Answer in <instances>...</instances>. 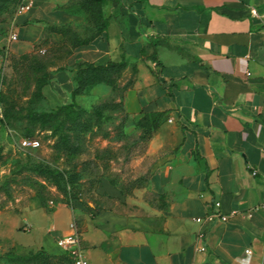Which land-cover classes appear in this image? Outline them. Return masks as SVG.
<instances>
[{
  "label": "crops",
  "instance_id": "obj_1",
  "mask_svg": "<svg viewBox=\"0 0 264 264\" xmlns=\"http://www.w3.org/2000/svg\"><path fill=\"white\" fill-rule=\"evenodd\" d=\"M30 1L27 13H0V50L46 58L55 102L66 104L78 63L124 60L123 75L137 68L124 101L129 120L155 112L166 119L149 143L155 160L144 187L126 193L106 180L96 191L100 204L28 207L19 226L34 232L30 243H19L16 230L0 231V240L16 255L42 251L70 264L57 240L74 222L88 264H242L247 249L249 264H264V0L108 1V28L74 49L55 30L90 36L77 0ZM11 31L17 40L8 44ZM155 40L165 41L157 47L159 77L141 60L142 48ZM100 88L106 86L75 103L94 99ZM215 212L227 219L207 221ZM198 233L206 252L198 249Z\"/></svg>",
  "mask_w": 264,
  "mask_h": 264
},
{
  "label": "rangeland",
  "instance_id": "obj_2",
  "mask_svg": "<svg viewBox=\"0 0 264 264\" xmlns=\"http://www.w3.org/2000/svg\"><path fill=\"white\" fill-rule=\"evenodd\" d=\"M38 58L47 62L41 55ZM32 60L13 58L5 49L0 50V94L15 105L19 114L18 119L12 122V127L4 125L3 106L0 103V231L8 234L16 230V240L23 245L30 243L34 232H25L19 226L27 223L25 217L21 216L22 212L35 205L41 207L42 202L47 208L52 203L64 202V196L51 181L32 171L35 166L47 165L65 171L67 176L73 175L75 184L72 192L79 197L78 201L73 202L87 204L96 199L100 204L96 191L102 183L107 180L117 189L129 193L136 180L150 174L151 164L155 160L147 155L153 137L149 141L140 139L141 129L137 127V122L148 113L139 119L129 120L126 112L127 120L122 126V114L119 111L104 113L100 127L87 134L84 151L80 155L69 160L56 154L51 133L30 126L25 119L29 111L50 112L60 104L53 99L56 84H50L51 80L46 98L34 97L37 78L44 74L33 72ZM128 76L122 75L119 84H123ZM95 98L91 100L88 97V101L82 99L81 107L90 111L106 100L118 102L119 94L106 87L98 89ZM70 102L69 96L66 104ZM27 131L31 137H27ZM23 140L29 141L30 146L22 147ZM16 220L18 226L15 227ZM8 253L21 252H16L0 240V264H10L6 260Z\"/></svg>",
  "mask_w": 264,
  "mask_h": 264
},
{
  "label": "trees",
  "instance_id": "obj_3",
  "mask_svg": "<svg viewBox=\"0 0 264 264\" xmlns=\"http://www.w3.org/2000/svg\"><path fill=\"white\" fill-rule=\"evenodd\" d=\"M108 1L116 0H77L76 5L88 15L89 24L92 31L89 37L84 39L74 38L70 27L56 29L64 37L63 43H67L70 49L80 46H86L96 37L100 36L109 26L110 18L105 17L103 10ZM22 0H0V13L14 12L20 5ZM164 40H155L146 44L141 50V60L150 61L154 64L157 71H152L155 77H159L163 72V66L158 60L157 47L163 45ZM70 49L66 51L70 53ZM37 53L22 56L19 59L27 60L33 58L32 70L34 73H43V76L37 78L34 97L36 99H44L43 89L49 85V62L39 60ZM128 68V64L122 60L118 63L110 62L106 66H94L88 63H78L73 71V90L70 94L71 102L66 105H59L50 112L38 113L29 111L25 115L30 126H36L41 131L51 133L54 139L53 149L56 154L71 160L80 155L84 151L87 134L92 133L94 128H99L102 117L107 111H119L122 114L120 125H124L127 120L126 109L124 105L126 93L133 88L137 75L135 65L130 67V75L128 79L119 84L123 72ZM47 71V72H46ZM109 87L112 92L119 94V101L114 99L106 100L90 111L77 105L75 98L87 95L97 86ZM0 103L3 106L2 121L4 125L12 127V122L18 119V112L15 105L8 102L4 96L0 94ZM166 116L163 112H155L145 114L138 122L137 127L141 129L140 139L149 141L159 130ZM27 137H31V133L27 131ZM32 171L39 177L51 181L57 190L64 196L65 205H71L74 200L78 201L79 197L72 192L75 184L74 176H67L65 171H61L47 165L35 166ZM149 176L139 178L133 183V189L144 187L148 182ZM111 185L117 188L112 182ZM119 189V188H118ZM122 192V189H119ZM41 207L47 209L45 203H41ZM68 263L73 264L70 258L66 256ZM6 260L10 264H56L55 258L47 255L42 251L36 253H28L27 255H16L8 253Z\"/></svg>",
  "mask_w": 264,
  "mask_h": 264
},
{
  "label": "built area",
  "instance_id": "obj_4",
  "mask_svg": "<svg viewBox=\"0 0 264 264\" xmlns=\"http://www.w3.org/2000/svg\"><path fill=\"white\" fill-rule=\"evenodd\" d=\"M32 2L30 0H22V2L20 3V5L17 7L15 13L16 15L19 14H24L29 12L32 9ZM253 16H257L255 11H252ZM17 40V34L14 33L13 31L9 32V36L7 39V43H11L13 41ZM249 75V74H247ZM22 147H28L30 146V142L27 140H23L22 141ZM253 176H255V173H253ZM216 207H219L218 204H216ZM236 212H233V214ZM245 215L247 216H251L252 212H246ZM227 217L223 216L217 212H215L214 214L208 215L206 217V220L209 222H213L215 220H220V221H224L226 220ZM197 223L201 222L200 219H196L195 220ZM69 234L60 238L59 240H57V246L63 250L64 254L70 258V260L72 261L73 264H88L87 258L85 256L84 250L82 249L81 246V240H80V236H79V232L77 229V226L74 222H72L69 225ZM196 240L199 242V251L200 252H206V247L205 244L203 242V234L202 233H198L196 236ZM250 255H251V251L249 249L245 250V256L243 259H240L238 261H240L242 264H249L250 261Z\"/></svg>",
  "mask_w": 264,
  "mask_h": 264
}]
</instances>
